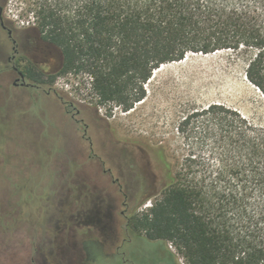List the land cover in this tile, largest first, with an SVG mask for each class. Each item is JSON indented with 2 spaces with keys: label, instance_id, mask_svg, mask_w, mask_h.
I'll return each instance as SVG.
<instances>
[{
  "label": "rangeland",
  "instance_id": "374dc122",
  "mask_svg": "<svg viewBox=\"0 0 264 264\" xmlns=\"http://www.w3.org/2000/svg\"><path fill=\"white\" fill-rule=\"evenodd\" d=\"M19 12L16 0H4V20L28 30L33 21ZM245 69L246 60L232 51L188 54L153 71L143 85L145 98L129 111L101 103L91 78L82 73L57 75L44 89L50 91L45 102L38 91L0 86V264H153L155 250L165 255V264H187L174 244L147 239L132 222L160 198L170 180L168 170L187 154L177 131L183 117L222 103L264 126V97L246 81ZM55 94L67 110L81 112L77 119L98 128L93 151L108 161L106 168L120 175L123 157L117 151L130 155L133 182L111 183L99 162L87 160L91 151L78 140L79 125L68 119ZM53 116L60 122L51 121ZM102 129L113 137L110 147L104 144L107 150L101 146ZM69 133L76 149L68 147ZM133 191H141V197L121 195Z\"/></svg>",
  "mask_w": 264,
  "mask_h": 264
},
{
  "label": "trees",
  "instance_id": "16d2710c",
  "mask_svg": "<svg viewBox=\"0 0 264 264\" xmlns=\"http://www.w3.org/2000/svg\"><path fill=\"white\" fill-rule=\"evenodd\" d=\"M19 17L61 57L57 75L86 74L101 103L124 111L161 66L232 51L264 97V0H16ZM187 154L132 228L171 242L187 264H264V126L212 103L177 127ZM161 153V152H160Z\"/></svg>",
  "mask_w": 264,
  "mask_h": 264
},
{
  "label": "flooded vegetation",
  "instance_id": "af4514ba",
  "mask_svg": "<svg viewBox=\"0 0 264 264\" xmlns=\"http://www.w3.org/2000/svg\"><path fill=\"white\" fill-rule=\"evenodd\" d=\"M3 5L4 0H0V31L5 33V37L0 38V86H12L16 88H25L32 91H38L41 93L39 97H41L43 102H45V99H47L46 96L50 97V91L46 92L45 94L44 89L45 87L50 89L51 86L49 84L53 79V76H55L60 70L62 57L59 52L57 56L53 55L52 49L46 43H44L35 32H31L29 29L20 30L16 28L13 23L5 21L3 18ZM54 51L57 52V50ZM22 63L24 64L23 66ZM53 64L54 67L52 70H46V68H50ZM54 97H57V100L63 105L65 113L70 114L68 119H70L72 124L79 125L78 128L75 127V130L77 131L76 133L79 134L78 140L85 141L89 146V150L91 151L87 160L91 161L94 159L99 162V165L103 167V178L111 183H120L122 181L133 182L136 178L134 173L136 168H134L133 164L131 163L130 155L128 153L122 152L123 149H119V151H117L119 156L123 157V160H121L119 165L121 174L118 176L115 175L112 169L106 168L108 161L103 160L93 151V137H97L96 130H98V128L93 126V122H90L89 124L85 122V119H77L81 113L79 110H67L68 106L63 101V98L56 94ZM32 98L36 99H33V102L36 104L38 109L42 107L37 95L32 96ZM57 118L58 117L53 116L51 117V121L53 119L54 122L59 123L60 121L57 120ZM95 118L96 116H94L93 119ZM51 121L47 123H50ZM108 130L102 129V132L100 133L101 136L104 137L102 139L103 141L101 142L103 150L108 149L104 144L109 145V140L113 139L111 133ZM70 137L71 134L69 133V136H67V141L69 144L68 147L69 149H76V145L73 144L72 138ZM56 146L57 145L55 143L53 149L57 148ZM111 148L113 149L114 146ZM125 174H130V178ZM121 191L122 189L120 187L119 192L121 193ZM121 195L125 198L141 197V191H133L128 193L125 192ZM147 196L148 195H144L142 198ZM121 214L123 215L124 212L122 211ZM126 225L129 226L130 223L127 222ZM125 242L126 240H124L121 245L117 246V250H119ZM129 242L131 243V241ZM151 255H153V260H151L153 264H165L162 260L165 255H162L156 250L153 251V254ZM168 260L169 262L171 261L170 259ZM125 262L127 263V261Z\"/></svg>",
  "mask_w": 264,
  "mask_h": 264
}]
</instances>
